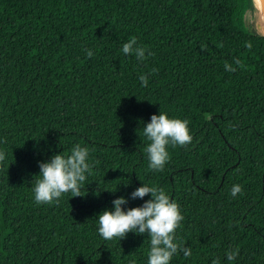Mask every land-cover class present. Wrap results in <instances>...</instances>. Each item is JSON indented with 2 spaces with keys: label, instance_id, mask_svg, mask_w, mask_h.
<instances>
[{
  "label": "trees",
  "instance_id": "16d2710c",
  "mask_svg": "<svg viewBox=\"0 0 264 264\" xmlns=\"http://www.w3.org/2000/svg\"><path fill=\"white\" fill-rule=\"evenodd\" d=\"M254 12L252 0H0V264H147V233L98 232L114 199L127 210L151 198H130L143 184L184 217L176 242L191 256L170 264H264V36ZM132 37L143 62L121 51ZM160 112L187 120L192 136L168 146L162 172L149 170L143 134ZM76 144L93 165L81 196L37 205L39 164Z\"/></svg>",
  "mask_w": 264,
  "mask_h": 264
},
{
  "label": "clouds",
  "instance_id": "9594fccd",
  "mask_svg": "<svg viewBox=\"0 0 264 264\" xmlns=\"http://www.w3.org/2000/svg\"><path fill=\"white\" fill-rule=\"evenodd\" d=\"M256 14L251 18L254 30L264 32V0H254ZM222 47V45H219ZM249 50L252 48L250 42L245 45ZM89 58L93 56L91 50L86 49ZM122 53L133 55L138 61H145L147 49L138 46L135 37L130 38L123 44ZM153 53L148 52V56ZM237 67L244 65L239 58L234 60ZM237 67L225 63V70L235 72ZM157 69H153V73ZM142 86H147L148 77H139ZM188 121L172 119L166 113L152 115L150 122L143 129V134L149 141L144 151L149 161L148 168L151 171L162 172L170 159L168 146L184 147L191 143L192 136L188 129ZM5 154L0 152V163L5 161ZM89 149L76 144L68 155L56 154L49 162L39 164V179L35 181L33 189L34 200L37 205L54 202L59 203L65 193H71L72 197L81 196V187L92 174L93 165L88 162ZM95 163H98L96 161ZM242 193V186L233 185L231 196L235 198ZM151 198L146 200L142 206L125 210L122 206L128 203L124 197L112 201L113 209L105 210L98 216V232L105 240L114 238L123 239L129 232L143 235L147 233L150 238V249L147 253V264H170L173 256L183 253L184 257L191 256V249L176 242V230L184 219L180 212V206L166 194L162 188L155 186L138 187L130 198L143 199L147 195ZM239 249L226 253L227 259L232 261L238 255ZM213 264H219L214 260Z\"/></svg>",
  "mask_w": 264,
  "mask_h": 264
},
{
  "label": "water",
  "instance_id": "95a60500",
  "mask_svg": "<svg viewBox=\"0 0 264 264\" xmlns=\"http://www.w3.org/2000/svg\"><path fill=\"white\" fill-rule=\"evenodd\" d=\"M252 2H253V5H254V8H255V12H254V14H253V16L256 14V11H257V9H256V7H255V4H254V1L252 0ZM252 27H253V21H252ZM253 31L256 33V34H258V35H263L264 36V32H257V31H255L254 30V27H253Z\"/></svg>",
  "mask_w": 264,
  "mask_h": 264
},
{
  "label": "bare ground",
  "instance_id": "6f19581e",
  "mask_svg": "<svg viewBox=\"0 0 264 264\" xmlns=\"http://www.w3.org/2000/svg\"><path fill=\"white\" fill-rule=\"evenodd\" d=\"M254 1V0H253ZM256 7V6H255Z\"/></svg>",
  "mask_w": 264,
  "mask_h": 264
}]
</instances>
